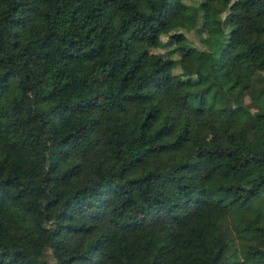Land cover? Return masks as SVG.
I'll list each match as a JSON object with an SVG mask.
<instances>
[{
  "label": "trees",
  "instance_id": "trees-1",
  "mask_svg": "<svg viewBox=\"0 0 264 264\" xmlns=\"http://www.w3.org/2000/svg\"><path fill=\"white\" fill-rule=\"evenodd\" d=\"M256 32L264 0H0V264H264V88L217 103Z\"/></svg>",
  "mask_w": 264,
  "mask_h": 264
},
{
  "label": "rangeland",
  "instance_id": "rangeland-1",
  "mask_svg": "<svg viewBox=\"0 0 264 264\" xmlns=\"http://www.w3.org/2000/svg\"><path fill=\"white\" fill-rule=\"evenodd\" d=\"M185 2L189 3H195L197 0H184ZM183 33L191 40V42L197 46L201 47V45L198 42V39L196 38L194 32L190 29L187 31H183ZM247 42L249 44H254L257 42H263L264 43V34L260 33H252L249 36H247ZM238 55L242 58L243 56V49H240L238 52ZM172 57H177L175 54L172 55ZM184 66L188 69H193V60L191 58H186L184 60ZM250 66L247 65L245 67L242 82L240 84V87L242 89L234 92L231 97L226 96H218L217 103L219 106L223 108H229L235 104H241L244 105L246 108L254 107L255 102L251 99V97L255 94V92L259 91L260 88H264V82H262L257 76L251 74L249 72ZM174 71H177V69H174ZM246 86V87H243ZM207 87L204 86L202 88H199L197 91L202 93L203 88L205 89ZM179 93L181 95L188 94L189 90L187 88L180 89ZM251 111V110H250ZM243 114H240V117ZM205 120L207 122L212 123V121L205 117ZM215 124V127L222 128L226 123L224 121H218ZM252 124V120L244 119L239 125L235 126V134L241 133L242 135L246 136L247 138L251 139V132H250V126ZM166 195L165 197L170 200L171 202L177 204V207L181 209H185L186 211L190 212L192 215H201L204 219V225H203V232L205 235H209L213 229H214V221L217 219L218 211L216 209H210L206 208L202 205H199L194 202V194H191V197L183 196L182 194H178L172 186L166 185ZM37 259L43 263V264H53V260L49 251V247L47 245H44L40 251V253L37 255Z\"/></svg>",
  "mask_w": 264,
  "mask_h": 264
}]
</instances>
